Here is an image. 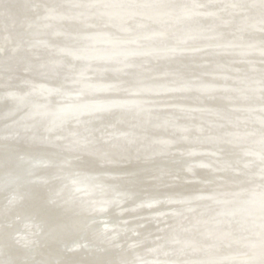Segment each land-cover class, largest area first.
<instances>
[{
	"label": "bare ground",
	"instance_id": "1",
	"mask_svg": "<svg viewBox=\"0 0 264 264\" xmlns=\"http://www.w3.org/2000/svg\"><path fill=\"white\" fill-rule=\"evenodd\" d=\"M120 1L0 0V264H264V0Z\"/></svg>",
	"mask_w": 264,
	"mask_h": 264
},
{
	"label": "water",
	"instance_id": "2",
	"mask_svg": "<svg viewBox=\"0 0 264 264\" xmlns=\"http://www.w3.org/2000/svg\"><path fill=\"white\" fill-rule=\"evenodd\" d=\"M116 2L118 1L119 3H121V1L120 0H115ZM189 16V15H188ZM142 38H144V37H136V38H133V39H130L131 40V42H128V40H123V41H121V42H128L129 44H132V43H134V42H138L139 40H143ZM129 40V41H130ZM116 41V40H115ZM202 48V50H205V49H207V50H222V48H225V47H215V48H211L210 46H204V47H201ZM167 49V50H166ZM165 50H163L162 52H165V51H168L169 53H171V54H174V52H175V49L174 50H170L169 48H166ZM179 51V50H178ZM206 51V50H205ZM157 52H161L160 50H152V51H147V52H144V53H139V54H144V55H149V54H155V53H157ZM180 52V51H179ZM181 52H183V51H181ZM130 54H136V53H129V54H127L128 56H130ZM119 54H116V56H118ZM122 55H124V54H122ZM117 58H123V57H117ZM213 90V88L212 87H210V90ZM204 90H209V87L208 88H205ZM244 230V229H243Z\"/></svg>",
	"mask_w": 264,
	"mask_h": 264
}]
</instances>
